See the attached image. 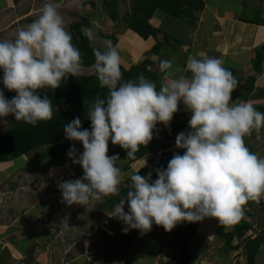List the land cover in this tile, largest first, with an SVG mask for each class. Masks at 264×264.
<instances>
[{
    "label": "clouds",
    "instance_id": "1",
    "mask_svg": "<svg viewBox=\"0 0 264 264\" xmlns=\"http://www.w3.org/2000/svg\"><path fill=\"white\" fill-rule=\"evenodd\" d=\"M84 31L93 38L91 29ZM93 54L97 79L108 94L88 106L90 130L79 117L64 126L65 138L74 142L67 155L82 167L83 176L57 182L62 203L86 206L90 200L119 195L121 159L119 154L108 155L109 142L124 149L127 158H135L140 147L153 140L158 124L170 127L182 102L191 113L189 130L175 141L185 150L183 155L176 153L166 169H155V180L151 172L132 174L126 196L107 215L125 225V234L135 229L141 235L154 224L171 232L179 223L207 218L222 226L239 222L246 203L264 195V157L245 143L253 130L264 129V112L250 102L233 100L238 81L223 61L190 56L186 68L191 75L173 76V60L164 59L159 71L167 82L158 89L143 74L122 82L121 56L111 40H104ZM82 64L63 17L46 2L38 19L19 27L14 39L0 41V120L12 115L32 126L51 120L53 104L41 90L60 88L65 79L80 75ZM4 89L16 95L8 99ZM75 142L82 143V153ZM69 219L60 220V230L72 228Z\"/></svg>",
    "mask_w": 264,
    "mask_h": 264
},
{
    "label": "crops",
    "instance_id": "2",
    "mask_svg": "<svg viewBox=\"0 0 264 264\" xmlns=\"http://www.w3.org/2000/svg\"><path fill=\"white\" fill-rule=\"evenodd\" d=\"M24 1L28 0H19L17 3L14 0H0L1 41L5 40L6 37L12 39L11 32L17 31L24 19H28L27 21H31L32 17L35 18L34 20L38 19L44 4L51 2L64 20L67 17L74 16L75 13L79 12V9L84 12L83 17L88 20V27L83 28V33L86 36L88 35L84 31L85 29H91L93 36L95 34L102 36L105 35L102 34L105 33L103 31L105 28H116V32L112 35L118 39L116 46H119L118 49H120L121 65L129 69L131 66L138 65L148 59L153 62L150 67L151 70L159 76H164L162 73H158L159 64L164 59L173 60V76H190L191 73L186 68L190 56L216 57L223 61L224 67L231 72H235L234 77L243 86L247 78L254 77H247L246 71L250 66L255 72L252 64L256 56V50L264 45V0H201L204 9L197 13L198 24L195 27L189 26L180 19L173 18L164 11L157 10L150 23L161 33L155 38L150 37L146 40L132 31L122 20L126 14V12L121 13L123 0L119 2L120 19L117 21H113L103 9V0H31L34 2L31 5L37 6L35 8L38 9L24 7ZM13 7L17 12L15 17L11 15ZM18 10L21 11V14ZM256 15H258L257 19L254 18ZM80 21L73 20L70 26ZM13 37L15 38L14 35ZM166 39H169L167 40L168 43ZM159 42L164 44L160 54H155L153 48ZM177 68L181 71L177 72ZM255 74L263 75L258 78L264 80V72L260 74L255 72ZM263 80L260 84L255 83V90L246 101L241 99L243 92L238 87L240 85H238L234 91L237 95L233 100H236L237 103L250 102L255 108L258 106L264 107ZM186 112L187 110L181 102L179 111L174 114L173 120L176 122L189 121L191 117ZM180 115H184L185 119L177 117ZM259 134L262 145L258 144V147H256L257 155L264 157V129L260 130ZM258 149L260 150L258 151ZM4 177L5 175H0V181ZM36 194L38 192L34 190L33 195L29 197L32 196L33 198ZM5 199H1L0 207H2V201H6ZM28 199L27 202L24 200L25 203H21H27L26 209L19 210L21 213L11 219L10 223L0 220V264H55L53 257H51L52 237H56L62 231L59 227L60 220L65 216L70 217V219L74 218L76 209L62 203L60 191L44 198L39 197L37 200L33 199L32 201L29 199L30 201H28ZM13 212L9 209V215L13 216ZM44 219L45 221H43ZM201 227L205 229V233L201 230ZM216 233L220 235L223 233L222 225L215 218H207L202 222H198L194 242L196 240L205 242L207 241L206 236L211 237ZM134 244L123 262L132 254ZM158 248L160 249V246ZM139 253H142L143 258L139 257L137 260L135 254ZM261 254L263 256L264 250L261 251ZM148 255L151 257L154 255V258L149 259ZM130 257L136 259L137 264H144L141 260H144L145 257H148L147 264H150V262L151 264H158L159 255L149 249H140ZM90 258L88 254H82L71 260L69 264H90ZM262 258L264 259V257ZM261 260H259V263ZM123 262L118 264H123ZM193 263L194 261H192Z\"/></svg>",
    "mask_w": 264,
    "mask_h": 264
},
{
    "label": "trees",
    "instance_id": "3",
    "mask_svg": "<svg viewBox=\"0 0 264 264\" xmlns=\"http://www.w3.org/2000/svg\"><path fill=\"white\" fill-rule=\"evenodd\" d=\"M16 3L19 0H14ZM120 0H103V9L108 13V16L117 21L120 19L119 13ZM132 8L126 12L122 20L128 27L137 33L142 39L146 40L150 37H157L160 30L153 27L150 23L154 13L157 10L164 11L175 19L184 21L191 27L198 24L197 13L204 9V4L201 0H131ZM88 20L82 18L80 22H76L70 26L69 33L72 36V43L79 49L83 64L82 68H92L95 64L93 54L94 48H102L97 43L83 33V28L88 27ZM110 40L116 46L118 39L115 36L110 37ZM169 39H166V41ZM168 43V41H167ZM158 43L153 48V53L160 54L162 45ZM153 62L144 60L138 65L131 66L126 69L121 65L122 82L136 80L143 76L157 84L159 89L162 83H166L164 76H159L151 70ZM253 69L256 73L264 72V45L256 50V56L253 60ZM233 75L235 74L232 71ZM0 77H3V72L0 70ZM256 78H247L243 86L238 81V86L242 90L241 99L246 101L251 97L255 90ZM264 94V90L262 91ZM42 96L46 95L53 104V118L47 121H40L37 126H32L24 121H16L11 115L10 128L0 133V164L16 161L21 157L30 155L34 151H39L37 161L42 163L47 161L50 165L57 162L68 163L71 160L67 153L73 146V141L67 140L64 136V126L76 117L82 120L83 128H91V122L87 118L88 106L92 104L97 96L106 98L108 94L107 88H102L97 79V74L76 77H69L62 81L60 88L52 89L45 88L41 90ZM15 92L5 93L6 98L11 99L15 96ZM233 92L232 97H236ZM256 110L264 112L263 106L256 107ZM188 122L183 120L176 122L172 120L170 127H165L162 124L157 125L154 131L155 135H161L167 139V142L161 146L153 142L147 146H141L136 153L135 158H127V152L119 145H113L109 142L108 155L119 154L120 161H126L125 169L129 170L130 165L141 161L142 159L157 152L163 153V160L158 161L154 165H147L138 172L144 176L147 173H152V179H157L155 169L167 168V164L174 154L183 155L185 150L175 149L168 151L175 144L176 137L180 132L188 131ZM254 131V130H253ZM252 131V132H253ZM171 133V136L169 135ZM255 139L254 136H251ZM250 138V139H251ZM246 143V142H245ZM254 145V144H253ZM252 144H246L250 151L254 152L255 147ZM76 149L82 153L83 145L81 142H75ZM73 174V172H69ZM83 176V169L78 173ZM131 183L128 178L121 186H119V195H113L106 198L101 204H98L96 210L99 212H107L121 198L125 197ZM127 211V208L125 209ZM197 223L182 222L179 223L177 235L174 240L169 243L172 252L179 251L180 259H169L164 264H192L193 258L191 255L192 246L197 233ZM125 225L114 218H105L102 227V242L108 248L106 263H122L131 250L134 242L138 237V233L133 229L125 234L122 229ZM249 232L252 234L249 235ZM224 245L231 251L244 249L246 258L249 264H257V256L264 243V201L262 198L250 200L244 206L243 218L234 225H231V231L221 234ZM239 240L237 245L233 242ZM105 255V254H104Z\"/></svg>",
    "mask_w": 264,
    "mask_h": 264
},
{
    "label": "rangeland",
    "instance_id": "4",
    "mask_svg": "<svg viewBox=\"0 0 264 264\" xmlns=\"http://www.w3.org/2000/svg\"><path fill=\"white\" fill-rule=\"evenodd\" d=\"M31 3L34 2L28 0V1H24L23 5L24 7L29 9L32 8L34 9L35 7H37L35 5H31ZM132 6L133 5L131 4V1L123 0L121 13L124 14L125 12L129 11V9L132 8ZM13 8L14 9L12 10L11 15L15 17L17 12H15V7ZM77 8L79 9V7ZM18 11L21 14V11L20 10ZM83 13L84 12L80 11L79 9V12L75 13L74 16L65 18L64 22L68 32L70 29V23L73 20H77V21L82 20V18H84ZM32 18L31 21H27L28 19L26 20L24 19L23 21H21L22 22L21 26H27L33 21H35L34 20L35 18L34 17ZM254 18L257 19L258 15L254 16ZM103 31L105 33L102 34L105 35L99 36L98 34H95L93 36V40L97 43V45L101 46L102 48H103V41L110 40V37H112L114 35V32H116V28L113 29L105 28ZM10 35H12V39H14L13 35L16 37L17 31L11 32ZM5 40H9V39L6 37ZM116 47L118 49L119 46ZM118 51L120 53V49H118ZM247 69L248 70L246 71V76L247 77L254 76V78H256V84H260V82L263 79L258 77H261L263 75H256L250 66ZM95 73H96L95 67L81 68L80 75L89 76ZM158 73L160 74L161 72L158 70ZM0 79L2 78L0 77ZM0 88H3L2 84H0ZM4 92L8 93L10 91L4 89ZM186 114L191 117L190 112L187 111ZM177 117L181 119H185L184 115H180ZM10 118L11 115L0 120V133L5 132L10 128V124H11ZM258 134L259 132L254 130L245 139L246 144H252V145L254 144L253 145L255 147L254 153L256 154L258 153L256 147H258V144H260V146L262 145L261 144L262 140H260L261 139L260 134L259 135ZM169 135L171 136L170 132ZM251 136H254L255 139H252ZM153 142L161 146L167 142V139L161 135H155L153 138ZM175 149H177V147L174 144L173 147L168 149V151ZM259 150L260 149H258V151ZM163 153L164 152L160 151L151 154L150 156L142 159L139 163H134L130 165L129 170L127 171L125 169V166L127 164L126 161H118L117 164L118 167L121 168L122 177H123L121 184H123L128 178H130L132 174L137 173L140 169L144 168L145 166L154 165L158 161L163 160L164 159ZM38 154L39 151H34L30 155L21 157L16 161H12V162H8L7 164L0 165V175L2 174L5 175V177L0 181V192H1L0 194H2V192L5 193L4 195H0V201L1 199L4 198H6L5 200L7 201V203H5L6 201H2L1 203L2 204V207H0L1 221L10 223L11 219H14L17 215L21 213L19 212V210L20 211H22L23 209L25 210L27 203L21 204L24 200L25 202H27L28 198L31 199L32 201L33 199L37 200V198L39 197L44 198L45 196H50L56 191H59L57 182L60 181L61 179L67 181V180L81 178V176H79L78 173L81 172L82 167L73 164L72 160H69L68 163L57 162L54 165H50L47 161H44L39 164L37 161ZM69 172H73V174H70ZM34 190H36L38 194H36V196H34L33 198L32 196L29 197L30 195H33ZM111 196L113 195L103 197L101 200L98 201L90 200L86 206L75 205V204L72 205L73 208L76 209L74 218L70 219L69 221L70 227L72 228L67 231L62 230L60 234H58L56 237L54 238L52 237L53 242L51 244V248H52L51 257H53L55 264H69L71 260L81 256L82 254H88V256L91 257L89 259L90 264H108L105 262L106 261L105 259L107 258L106 254H108L107 251L108 248L104 246L102 242L101 230L105 218H110L107 214L111 213L113 207H111L107 212H102V213L97 211L96 207L98 204L103 203L106 198H109ZM260 198H262V200L264 201V195H262ZM29 199L28 201H30ZM9 209L14 211L13 216L9 215ZM45 219L43 221H45ZM178 226L179 224L171 232H168L165 231L163 227L156 226L154 224L151 232L145 235H141V233L138 230L134 229L138 233V237L132 249V254L128 256V258L126 259L125 262H123V264H132V263L137 264L138 258L139 257L141 259L143 258L142 253L135 254L137 260L136 259L134 260L133 258L131 259L130 256H132L136 251H139L140 249L143 250L149 249L152 250V252H155L156 255H159V258L157 260L158 264H164L167 260L172 258L179 260L180 259L179 251L177 250L172 252L171 248L169 247L170 246L169 243L172 240H174L177 235ZM201 230L204 232L205 229L201 227ZM222 230L223 233H225L226 231H231V225L222 226ZM251 234L252 233L249 232V235ZM206 240L207 241L205 242L201 240H200L201 242L196 240L193 243L191 250V255L194 261L193 264H249L246 258L245 250L239 249L238 251H231L227 249V247L224 245V241L220 234L216 233V235L211 237L206 236ZM239 242H240L239 240H235L233 244L237 245ZM158 246H160V249L158 248ZM262 250H264V243L262 244V247L257 256V262L263 259L262 257H264V254L263 256L261 254ZM148 257L149 259H151L154 258V255L153 257L148 255ZM148 257H145L144 260L141 261H143L144 264H147L146 260ZM263 260H261L259 264L261 263L264 264ZM111 264H117V263L113 262Z\"/></svg>",
    "mask_w": 264,
    "mask_h": 264
},
{
    "label": "built area",
    "instance_id": "5",
    "mask_svg": "<svg viewBox=\"0 0 264 264\" xmlns=\"http://www.w3.org/2000/svg\"><path fill=\"white\" fill-rule=\"evenodd\" d=\"M5 193H2V194H0V195H4Z\"/></svg>",
    "mask_w": 264,
    "mask_h": 264
}]
</instances>
